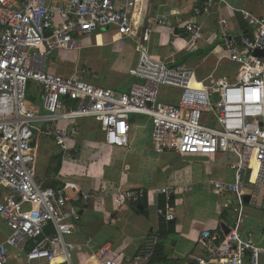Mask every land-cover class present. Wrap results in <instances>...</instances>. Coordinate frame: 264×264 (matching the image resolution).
Here are the masks:
<instances>
[{"label": "built area", "instance_id": "2783aa9c", "mask_svg": "<svg viewBox=\"0 0 264 264\" xmlns=\"http://www.w3.org/2000/svg\"><path fill=\"white\" fill-rule=\"evenodd\" d=\"M134 6L135 0H0V221L9 230L0 242V264H8L9 248L17 252L22 264H73L77 244L67 237L81 221L76 202L100 197L98 190L80 193L72 182L56 188L37 182L34 135L40 122L55 123L51 135L63 156L69 157L68 140L77 129L57 123L76 125L80 119L91 118L99 123L106 145L125 148L132 118L145 116L157 153H231L234 158L227 167L233 179L211 181L214 190L242 196L249 188L251 206H260L264 191V54L255 51H264V19L242 10L250 33L239 39L227 38L226 29H220L225 36L224 57L243 74L235 81L222 75L206 85L204 79L197 80L194 68L149 55L142 43L149 42L157 28L170 27V17L162 14L139 29L133 23ZM211 6L212 0L196 3L192 16L202 17ZM180 27L191 39L201 32L197 22H182ZM105 28L113 30L114 40L130 38L138 50V61L129 70L136 80L128 92L89 83L85 69L69 76L45 70L51 55L78 51L81 38ZM31 81L41 89L46 114L27 101ZM163 87L179 92L176 102L161 100ZM172 192L168 186L154 190L164 196L163 206L157 208L164 221L174 219ZM110 195L118 209L140 203L146 193L143 188L114 187ZM241 218L239 214L238 225L221 236L210 229L201 231L197 264L260 263L264 244L255 241L253 232L240 230ZM261 236L264 238V227ZM157 244V234L149 233L134 255L119 254L110 243L93 255L97 264H148Z\"/></svg>", "mask_w": 264, "mask_h": 264}, {"label": "crops", "instance_id": "0c3cea01", "mask_svg": "<svg viewBox=\"0 0 264 264\" xmlns=\"http://www.w3.org/2000/svg\"><path fill=\"white\" fill-rule=\"evenodd\" d=\"M201 1L207 0H135L132 17L139 29L162 14L169 15L171 21L170 27L157 28L149 42L142 43V47L154 60L173 61L174 64H178L183 56L190 55L183 64L194 68L197 80L204 79L206 85H211L215 78L222 75H228L235 81L239 74L236 69L229 68L232 62L224 57L225 36L220 29H226L227 38L239 39L249 34L242 10L264 19V0H212L209 12L195 18L192 8ZM187 21L197 22L201 26L200 34L193 39L180 27V23ZM87 38L78 51L51 55L45 70L69 76L85 69V79L89 83L121 93L128 92L131 83L136 80L129 74L139 57L135 43L127 37L114 40V32L110 28L97 30ZM91 49H99V54L108 50L107 57L100 59L107 73L102 82L93 69L80 62L83 53ZM198 52L201 54H196ZM27 95L30 106L46 114L37 83H29ZM178 96L177 90L163 87L160 98L163 102H176ZM57 124L65 125L67 129H77L68 140L70 156H63L51 135L55 123L40 122L34 145L36 163L39 162L44 168L37 172V182L44 187L54 188L72 182L80 193L100 191V197L98 195L88 201L79 198L76 202L81 221L75 232L67 237L68 241L77 244L73 264H97L93 254L105 243H110L119 254L134 255L149 233L159 234L161 253L166 257V262L158 264H197L196 258L200 254L197 240L201 231L210 229L221 236L225 233L221 225L229 229L236 227L239 214L243 220L240 230L243 233L253 232L255 241L264 244L261 236L264 227V191L260 206L252 207L250 200L247 202L243 199L249 194V188L244 195L237 196L229 192L219 194L211 184L213 180L233 179V173L227 167L228 161L234 158L231 153H157L151 143V124L145 116L132 118L129 145L125 148L106 145L99 123L91 118L80 119L76 125L68 122ZM55 157L56 164H53ZM167 186L173 190L170 198L174 219L170 224L165 223L157 213V208L164 203V196L154 193L155 189ZM114 187L143 188L146 195L136 205L116 209L110 195ZM225 202L229 204L227 208L222 206ZM139 204L143 209L136 208ZM8 232L0 221V242ZM8 253V264L12 263V259L16 264L23 263L15 250L9 248ZM259 264H264V257Z\"/></svg>", "mask_w": 264, "mask_h": 264}, {"label": "rangeland", "instance_id": "374dc122", "mask_svg": "<svg viewBox=\"0 0 264 264\" xmlns=\"http://www.w3.org/2000/svg\"><path fill=\"white\" fill-rule=\"evenodd\" d=\"M81 40H82L81 43L85 44L86 41L88 40V38L86 39V37H85V39H81ZM99 51H100L99 49H91V50L86 51L85 53H83V59H81L80 62L82 64L86 65L87 67H89L90 69H93V73L99 78V80H101L100 82H102L103 79L107 76V73L105 71V64H103V62H101L100 59L102 57H107L106 52L108 50H104L103 54H99ZM60 52H63V51H60ZM60 52H58V53H60ZM64 53H71V52H64ZM58 55H60V54H58ZM55 61L58 62V59H55ZM229 68L230 69L231 68L236 69L237 73L239 74L238 76H242L243 73L240 71L239 67L236 64L231 63L229 65ZM34 136L36 137V135H34ZM35 137H34V140H35ZM45 139L49 140L46 137H45ZM56 159L57 158L55 157L54 160L52 161L53 164H56ZM37 167H38V171H37ZM43 168L44 167L39 162L36 163V178H37V172H40L41 170H43ZM263 204H264V202H263ZM12 252H10L11 257L14 256ZM11 262H12L11 264H16V261L14 259H12Z\"/></svg>", "mask_w": 264, "mask_h": 264}, {"label": "trees", "instance_id": "16d2710c", "mask_svg": "<svg viewBox=\"0 0 264 264\" xmlns=\"http://www.w3.org/2000/svg\"><path fill=\"white\" fill-rule=\"evenodd\" d=\"M247 35H248V33H247ZM196 54H201V53L198 52ZM189 57H190V55H188V54L186 56H183V58L178 62V64H183L185 59H187ZM28 86H29V84H28ZM27 96L28 95H27V91H26V98H28ZM141 203H143V202H141ZM162 205L163 204H161V206ZM162 220L164 221L163 218H162ZM164 222L167 223V224H170V221H167V222L164 221ZM160 230H161V228H160ZM160 245L161 244H159V234H158V244H157L155 252H154L152 258L150 259V261L148 262V264H158L160 262H166V257L161 253V246Z\"/></svg>", "mask_w": 264, "mask_h": 264}, {"label": "water", "instance_id": "95a60500", "mask_svg": "<svg viewBox=\"0 0 264 264\" xmlns=\"http://www.w3.org/2000/svg\"><path fill=\"white\" fill-rule=\"evenodd\" d=\"M255 54L256 55H263L264 54V51L257 50V51H255ZM243 199L248 202L250 200V196L249 195H245V196H243ZM136 208L137 209H143V206L141 204H139V205L136 206ZM221 226H222V229H223V231L225 233H227L229 231V228L226 227L225 225L222 224Z\"/></svg>", "mask_w": 264, "mask_h": 264}, {"label": "bare ground", "instance_id": "6f19581e", "mask_svg": "<svg viewBox=\"0 0 264 264\" xmlns=\"http://www.w3.org/2000/svg\"><path fill=\"white\" fill-rule=\"evenodd\" d=\"M55 260H56V261H59V260H58V258H57V259H55Z\"/></svg>", "mask_w": 264, "mask_h": 264}]
</instances>
